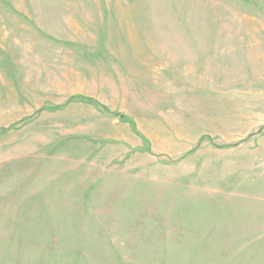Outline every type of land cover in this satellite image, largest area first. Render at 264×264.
Listing matches in <instances>:
<instances>
[{
	"label": "rangeland",
	"instance_id": "374dc122",
	"mask_svg": "<svg viewBox=\"0 0 264 264\" xmlns=\"http://www.w3.org/2000/svg\"><path fill=\"white\" fill-rule=\"evenodd\" d=\"M0 264H264V0H0Z\"/></svg>",
	"mask_w": 264,
	"mask_h": 264
},
{
	"label": "trees",
	"instance_id": "16d2710c",
	"mask_svg": "<svg viewBox=\"0 0 264 264\" xmlns=\"http://www.w3.org/2000/svg\"><path fill=\"white\" fill-rule=\"evenodd\" d=\"M81 100V99H80ZM82 101H87V102H90V103H92L94 106H96V107H99V105L96 103V102H94V101H92V100H89V99H82ZM120 120H122V121H124V122H128V123H130L131 124V127H133V125H132V122H130V120L129 119H125V118H120ZM133 129V128H132Z\"/></svg>",
	"mask_w": 264,
	"mask_h": 264
}]
</instances>
